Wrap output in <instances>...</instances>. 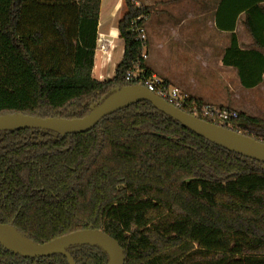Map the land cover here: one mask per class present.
Segmentation results:
<instances>
[{
    "label": "trees",
    "instance_id": "16d2710c",
    "mask_svg": "<svg viewBox=\"0 0 264 264\" xmlns=\"http://www.w3.org/2000/svg\"><path fill=\"white\" fill-rule=\"evenodd\" d=\"M101 1L0 0V115L84 117L115 90L136 84L126 80L134 63L151 76L133 30L149 8L123 0L124 56L113 78L93 77ZM260 3L244 10L254 48L241 49L234 34L223 60L246 88L264 80ZM224 126L264 142L259 117L239 112ZM0 223L39 244L80 229L103 230L122 246L125 264H264V163L207 141L148 101L78 134L5 130ZM68 251L76 264L109 260L97 245ZM0 264L68 259L23 257L0 244Z\"/></svg>",
    "mask_w": 264,
    "mask_h": 264
},
{
    "label": "crops",
    "instance_id": "0c3cea01",
    "mask_svg": "<svg viewBox=\"0 0 264 264\" xmlns=\"http://www.w3.org/2000/svg\"><path fill=\"white\" fill-rule=\"evenodd\" d=\"M149 8L146 20L145 68L167 84L188 92L203 104L230 108L259 117L245 94L264 86H243L238 70L224 64L235 34L243 50L253 49L245 27L246 10L264 0H141ZM126 12L123 0H102L93 77L113 78L124 56L118 23ZM102 39V41H100ZM101 43L104 48H101ZM257 49V48H256ZM260 50L264 55V50Z\"/></svg>",
    "mask_w": 264,
    "mask_h": 264
},
{
    "label": "water",
    "instance_id": "95a60500",
    "mask_svg": "<svg viewBox=\"0 0 264 264\" xmlns=\"http://www.w3.org/2000/svg\"><path fill=\"white\" fill-rule=\"evenodd\" d=\"M140 101L150 102L162 113L215 145L264 163V142L178 108L140 84L126 85L115 90L84 117H39L23 113L0 115V132L45 129L62 135L78 134L93 129L106 116ZM5 228L11 229V232H7ZM0 244L23 257L39 258L60 253L68 259V264H76L68 248L90 244L101 247L108 254L107 264L126 262V254L118 240L99 229H80L39 244L23 236L12 224L0 223Z\"/></svg>",
    "mask_w": 264,
    "mask_h": 264
},
{
    "label": "built area",
    "instance_id": "2783aa9c",
    "mask_svg": "<svg viewBox=\"0 0 264 264\" xmlns=\"http://www.w3.org/2000/svg\"><path fill=\"white\" fill-rule=\"evenodd\" d=\"M131 2L138 8L145 7L141 0H131ZM148 15L149 13L140 14L133 22V30L136 34L135 39L142 44L143 50L148 40L145 25ZM100 41H102V39H100ZM102 47L104 48L103 43H101V48ZM126 80L143 85L158 96L164 98L170 104L210 122L219 123L223 126H232L233 121L239 117V112L234 109H226L210 104H198L188 92L167 84V82L159 76H148L139 62L133 64L126 74Z\"/></svg>",
    "mask_w": 264,
    "mask_h": 264
},
{
    "label": "rangeland",
    "instance_id": "374dc122",
    "mask_svg": "<svg viewBox=\"0 0 264 264\" xmlns=\"http://www.w3.org/2000/svg\"><path fill=\"white\" fill-rule=\"evenodd\" d=\"M244 98L253 105L254 109H256V110L259 109V112L261 111L259 118L264 120V86L260 87L259 89H254L249 94H245ZM236 111H238V110H236ZM238 112H240V111H238Z\"/></svg>",
    "mask_w": 264,
    "mask_h": 264
},
{
    "label": "bare ground",
    "instance_id": "6f19581e",
    "mask_svg": "<svg viewBox=\"0 0 264 264\" xmlns=\"http://www.w3.org/2000/svg\"><path fill=\"white\" fill-rule=\"evenodd\" d=\"M5 230H7V232H11V229H9V228H5Z\"/></svg>",
    "mask_w": 264,
    "mask_h": 264
}]
</instances>
